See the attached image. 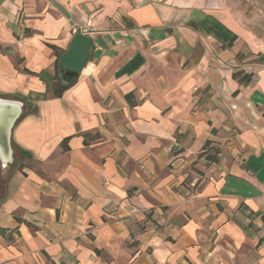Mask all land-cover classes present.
Wrapping results in <instances>:
<instances>
[{
	"label": "crops",
	"instance_id": "crops-1",
	"mask_svg": "<svg viewBox=\"0 0 264 264\" xmlns=\"http://www.w3.org/2000/svg\"><path fill=\"white\" fill-rule=\"evenodd\" d=\"M261 5L0 0L2 98L93 28L75 83L22 101L0 264H264Z\"/></svg>",
	"mask_w": 264,
	"mask_h": 264
},
{
	"label": "water",
	"instance_id": "water-1",
	"mask_svg": "<svg viewBox=\"0 0 264 264\" xmlns=\"http://www.w3.org/2000/svg\"><path fill=\"white\" fill-rule=\"evenodd\" d=\"M91 38L82 33H75L65 53L59 58V63L66 67L65 74L77 76L84 66ZM21 100L0 97V166L6 167L12 162L11 130L16 119L21 114Z\"/></svg>",
	"mask_w": 264,
	"mask_h": 264
},
{
	"label": "trees",
	"instance_id": "trees-1",
	"mask_svg": "<svg viewBox=\"0 0 264 264\" xmlns=\"http://www.w3.org/2000/svg\"><path fill=\"white\" fill-rule=\"evenodd\" d=\"M54 51L56 54V58L54 60L53 73H50L44 69L38 72H32L24 68L26 71L38 76L39 79L44 82L46 89L42 93H33V94H28L27 96H23L21 98L23 102L29 103L30 101L37 99L60 97L64 90H66L75 83L77 76H66L65 75L66 67L61 63H59V58L63 54V50H59L58 48L55 47ZM248 78L249 76H245V79ZM215 153H213L212 156L206 155V157L211 161H215L216 160ZM4 232L5 230L0 228V233H4ZM8 238L12 240L11 236H8Z\"/></svg>",
	"mask_w": 264,
	"mask_h": 264
},
{
	"label": "rangeland",
	"instance_id": "rangeland-1",
	"mask_svg": "<svg viewBox=\"0 0 264 264\" xmlns=\"http://www.w3.org/2000/svg\"><path fill=\"white\" fill-rule=\"evenodd\" d=\"M261 9L264 11V0H262ZM15 162H16V161L14 160V162H11V163L8 164V166L5 167V168H2V167L0 166V190H1V186H2L1 184H2V182H3V178H4L5 175L8 173V171L11 169V167L15 165Z\"/></svg>",
	"mask_w": 264,
	"mask_h": 264
},
{
	"label": "built area",
	"instance_id": "built-area-1",
	"mask_svg": "<svg viewBox=\"0 0 264 264\" xmlns=\"http://www.w3.org/2000/svg\"><path fill=\"white\" fill-rule=\"evenodd\" d=\"M75 32H79L82 34H89L91 32H93V28L92 26H90L89 24L86 25H79L74 29Z\"/></svg>",
	"mask_w": 264,
	"mask_h": 264
}]
</instances>
